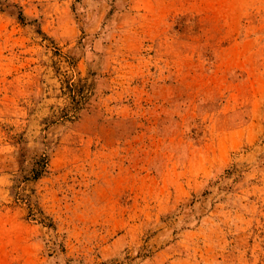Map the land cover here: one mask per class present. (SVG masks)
Listing matches in <instances>:
<instances>
[{"label":"rangeland","instance_id":"1","mask_svg":"<svg viewBox=\"0 0 264 264\" xmlns=\"http://www.w3.org/2000/svg\"><path fill=\"white\" fill-rule=\"evenodd\" d=\"M0 264H264V0H0Z\"/></svg>","mask_w":264,"mask_h":264},{"label":"trees","instance_id":"2","mask_svg":"<svg viewBox=\"0 0 264 264\" xmlns=\"http://www.w3.org/2000/svg\"><path fill=\"white\" fill-rule=\"evenodd\" d=\"M45 164V161H43V165Z\"/></svg>","mask_w":264,"mask_h":264}]
</instances>
